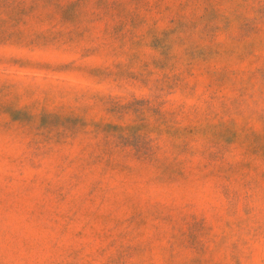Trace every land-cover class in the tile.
<instances>
[{
  "label": "rangeland",
  "instance_id": "1",
  "mask_svg": "<svg viewBox=\"0 0 264 264\" xmlns=\"http://www.w3.org/2000/svg\"><path fill=\"white\" fill-rule=\"evenodd\" d=\"M0 264H264V0H0Z\"/></svg>",
  "mask_w": 264,
  "mask_h": 264
}]
</instances>
